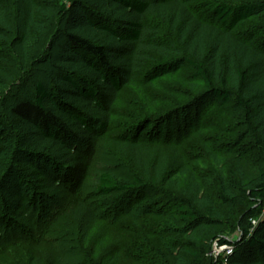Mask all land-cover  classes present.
Segmentation results:
<instances>
[{"label": "trees", "instance_id": "16d2710c", "mask_svg": "<svg viewBox=\"0 0 264 264\" xmlns=\"http://www.w3.org/2000/svg\"><path fill=\"white\" fill-rule=\"evenodd\" d=\"M193 1L12 0L15 18L9 0H0V44L16 36L14 49L20 70L43 59L48 41L54 37L63 42L51 73V88L39 81L33 98L14 97L10 102L7 84H0V103L6 109L5 115L0 113V170L7 144L13 150L8 182L1 189L13 180L20 191L24 184L40 191L65 190L76 229L90 242L100 216L80 191L97 156L98 143L113 122L123 86L140 74L147 83H155L180 72L186 64L196 71L194 77L204 81L208 96L189 107L198 100L194 97L184 109L169 112L159 121L146 117L132 135L126 134L128 131L120 135L118 151L128 155L143 173L119 181L105 171L97 184L99 194H129L123 201L128 205L116 208L121 214L145 197L144 178L162 182L185 177L187 188L172 212L185 224L187 242L170 248L172 264H224L223 258L216 260L209 255L211 244L208 250L200 249L209 243H201L208 237L206 229L219 225L224 216L215 200L204 191L194 171L185 166L184 154L176 146L169 144L163 150L159 142L152 148L144 139L165 141V137L173 143L175 136L197 127L202 110L232 104L245 118L239 142L259 150L261 165L246 181L238 164L235 189L225 177L220 180L217 199L225 206L243 207L232 231L243 233L245 245L228 255L226 263L264 264V0H198L194 6ZM199 7L209 10L218 23L206 21ZM255 17L263 21L253 31L234 33ZM152 19L158 26L149 23ZM157 33L167 34L169 42L164 43ZM6 99L9 103L5 105ZM209 151L218 164L215 152ZM108 215L104 217L107 222ZM8 216L5 231L0 228V238L13 232L9 225L14 222ZM43 218L37 221L42 224ZM252 218H260L254 230ZM224 236L214 239L220 245L229 243ZM40 239L47 248L32 264H56L50 241ZM18 242L0 243V264H6L10 253L20 246Z\"/></svg>", "mask_w": 264, "mask_h": 264}, {"label": "rangeland", "instance_id": "374dc122", "mask_svg": "<svg viewBox=\"0 0 264 264\" xmlns=\"http://www.w3.org/2000/svg\"><path fill=\"white\" fill-rule=\"evenodd\" d=\"M194 1L193 6L198 0ZM202 7H199V12L205 15L204 19L218 23L215 17L209 14V10ZM9 8L16 18L12 0H9ZM262 21V17L251 18L239 25L234 33L246 35ZM149 23L158 26L154 19ZM157 34L164 43L169 42L167 34ZM15 37L11 36L8 43L0 44V84H7L6 95L10 102L14 101V97L33 98L39 81L49 88L53 86L51 73L55 70L54 64L61 55L63 43L62 39L54 37L52 42L48 41L43 59L34 61L27 70H20L14 49ZM195 72L192 67L184 64L180 72L168 75L155 83H147L140 74L131 84L123 86L116 102L113 122L107 134L98 143L97 156L80 191L81 196L96 206V212L100 216L94 232L95 237L90 242L85 241L76 229L70 211L69 194L65 190L50 188L40 191L33 188V185L24 184L20 188L23 195H20L21 191L18 186L15 187L13 180H10L8 188L1 189L7 181L9 167L13 161V150L7 144L3 155L5 164L0 170L2 232L8 223L6 215L9 214L10 222L14 223L9 225L12 226L13 232L4 234L0 243L18 239L20 246L10 253L6 264H32L33 260L42 257V251L47 246L41 237L50 241L49 248H54L50 251L56 264H172L170 248L187 242L185 224L175 219L172 212L179 204V198L183 197V190L187 188L185 177L165 178L162 182H156L155 178H144L147 188L142 194H146L145 197L121 214L116 212V208L120 204H126L123 201L128 199L129 194L114 193L104 197L99 194L97 184L105 171L119 181L132 180L134 174L143 173L128 155L118 151L116 142L119 141L120 135L127 131L126 134L132 135L146 117L159 121L169 112L184 109L194 97H198V100L189 103V107L197 104L199 98L208 96L204 81L194 77ZM9 82L12 84L9 85ZM3 107L0 103V113L5 115L6 109ZM197 119V127L191 131L186 130L181 136H175L173 143L166 141L165 137V141L148 142L150 138L147 136L144 140L152 148L159 142L163 143V150H166L169 144L176 146L184 154L185 166L194 171L204 191L215 200L218 211L224 216L219 225L206 229L205 237H208L201 243L204 244L206 240L209 243L200 249L208 250L211 244L209 255L216 260L223 258L226 263L230 253L227 249L220 248L219 240L214 238L224 234L223 238L233 249L231 254H234L237 248H243L245 236L239 230L232 231L235 218L237 214H242L243 207L236 209L223 205L220 199H217L216 192L219 191L222 177L235 189L238 164L243 168L244 180L250 181L257 167L261 165L260 153L254 145L239 142L238 137L245 128V118L232 104L217 106L207 112L204 109ZM209 150L217 155L220 160L218 164L217 160L211 157ZM108 207L113 210L111 215H108ZM45 212L48 213L43 216ZM105 215H108L111 221L107 222ZM42 217L45 218L40 224L37 220ZM259 220L260 218H252V230ZM36 240L40 242L37 243Z\"/></svg>", "mask_w": 264, "mask_h": 264}, {"label": "built area", "instance_id": "2783aa9c", "mask_svg": "<svg viewBox=\"0 0 264 264\" xmlns=\"http://www.w3.org/2000/svg\"><path fill=\"white\" fill-rule=\"evenodd\" d=\"M221 247H223L224 249H227L228 250V253H230V254L233 252V249L227 243L221 244L220 245V248ZM225 264H227V263H225Z\"/></svg>", "mask_w": 264, "mask_h": 264}]
</instances>
